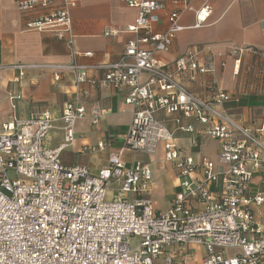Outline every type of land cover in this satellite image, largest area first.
Wrapping results in <instances>:
<instances>
[{"label":"built area","instance_id":"1","mask_svg":"<svg viewBox=\"0 0 264 264\" xmlns=\"http://www.w3.org/2000/svg\"><path fill=\"white\" fill-rule=\"evenodd\" d=\"M80 1L15 0L19 13L38 14L26 29L53 32L66 42L71 60L0 65V74L10 71L16 85L30 71L54 73L55 81L71 72L76 101H69L58 118L44 109L28 120L14 117L0 124V264H156L161 258L165 264H183L167 254L190 245L204 248L202 264H264V223L256 213L264 208V188L251 190L257 174L264 183L262 130L241 126L225 112L232 97L216 82L212 98L205 99L181 81L186 72L215 73L200 61L209 47L188 49L171 71L158 58L184 31L179 25L184 13H194V28H199L206 25L211 7L194 9L195 0H121L137 11L135 21L105 36L128 33L133 38L118 60L86 63L82 59H93L94 53L79 51L72 28L71 11ZM162 23L166 28L157 30ZM229 53L237 74L245 56L258 63L257 76L263 81L259 90L264 93V50L243 45L232 46ZM99 88L128 89L124 100L133 118L124 145L109 153L106 167L93 173L88 166H67L61 155L74 146L79 121L89 118L98 126L104 117L101 107L87 111L78 103ZM21 96L16 88L9 92L14 108ZM160 112L177 116L176 128L183 132L195 131L193 123L203 126L207 138L220 142L219 166L207 156L196 161L186 155L174 131L158 117ZM184 120L191 123L185 125ZM58 121L64 139L49 148L45 139ZM159 145L181 181V190L165 211L156 210L151 199L150 165L139 158L128 164L124 158L129 152L153 155ZM108 146L86 145L83 153L96 154ZM198 172L201 178L195 177ZM110 191L113 196L106 201ZM231 250L237 253L230 256Z\"/></svg>","mask_w":264,"mask_h":264},{"label":"crops","instance_id":"2","mask_svg":"<svg viewBox=\"0 0 264 264\" xmlns=\"http://www.w3.org/2000/svg\"><path fill=\"white\" fill-rule=\"evenodd\" d=\"M208 4L212 13L205 26L194 28L195 15L184 13L179 25L185 27L177 34L176 40L169 51L160 53L158 58L163 67L169 71L175 70V62L185 55L192 47H209L201 56V64L213 67L214 74H198L186 72L180 77L190 91L205 99L212 98V85L216 82L219 88L232 100L224 107L225 112L241 126L260 131L264 140V93L259 90L263 81L257 76L258 63L249 56L242 59L240 73H236L235 58L229 50L232 46L249 47L264 50V0H195L194 9ZM72 28L76 35L79 51H91L93 59L83 58L86 63L112 62L118 60L124 52L126 44L133 38L132 34L120 33L117 36H105L111 29L124 31L128 25L134 23L137 11L124 6L121 0H81L72 11ZM38 14H21L16 8L15 0H0V65L9 66L17 63H49L67 64L69 49L63 40L57 39L53 32H40L26 29L28 22L37 19ZM157 30L166 28L159 24ZM250 66L251 69L248 67ZM94 77L102 73L93 74ZM146 78H143V82ZM75 75L71 72L64 74L62 79L55 81L54 73L30 71L19 83L12 84V73L0 74V124L10 123L16 117L28 120L42 110H49L56 118L60 117L62 109L69 101H76L74 86ZM16 88L21 91V99L16 101V108L9 100V92ZM128 90V89H127ZM127 90L117 91L99 88L93 90L86 99L78 101L85 105L87 111L94 107H101L104 117L98 126H93L89 118L77 123L74 146L65 150L61 159L67 166H88L93 173L100 171L109 163L108 155L119 150L128 135L133 114L125 105ZM159 96L165 92L156 86ZM160 120L171 131H174L176 142L186 155L193 156L200 161L202 156L209 157L219 166L220 142L207 138L204 127L193 123L195 131L183 132L176 128L175 118L165 113L158 114ZM183 123H191L184 120ZM57 128L45 139V146L55 148L62 144L64 132L62 123L57 122ZM104 142L109 146L96 154L83 153L86 145L94 146ZM162 145L153 155L133 153L128 164L135 159H141L149 164L154 172L153 192L151 199L158 211L168 210L174 196L181 190L180 178L172 165L164 157ZM197 171H200L199 169ZM201 178V172L196 173ZM264 183L260 174L252 182V192L261 191ZM221 185L218 184L217 192ZM113 192V191H112ZM258 219L264 223V208L256 210ZM236 250L228 251L230 256ZM204 248L190 245L185 248L176 247L167 255L183 264H202ZM188 256V257H186ZM156 264H165L161 258Z\"/></svg>","mask_w":264,"mask_h":264},{"label":"rangeland","instance_id":"3","mask_svg":"<svg viewBox=\"0 0 264 264\" xmlns=\"http://www.w3.org/2000/svg\"><path fill=\"white\" fill-rule=\"evenodd\" d=\"M132 155H133V153H130V152H129V153H126L125 156H124V158H125L127 161H129V157L132 156ZM112 196H113V192L110 191V193H108V195H107L106 201H110L111 198H112Z\"/></svg>","mask_w":264,"mask_h":264}]
</instances>
